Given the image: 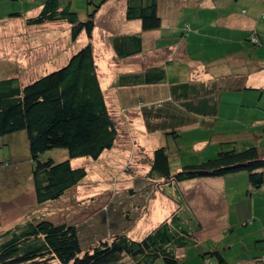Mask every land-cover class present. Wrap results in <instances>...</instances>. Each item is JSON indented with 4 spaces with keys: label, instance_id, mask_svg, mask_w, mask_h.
<instances>
[{
    "label": "trees",
    "instance_id": "obj_1",
    "mask_svg": "<svg viewBox=\"0 0 264 264\" xmlns=\"http://www.w3.org/2000/svg\"><path fill=\"white\" fill-rule=\"evenodd\" d=\"M108 1L84 0L86 18L81 19L82 10L73 7L75 0H45L44 4H35L34 9L40 6L42 9L36 15L24 18L25 25L38 27L68 22L72 26V42L83 33L90 40L96 15ZM21 12L2 17L16 18L27 14ZM127 18L140 20L145 32L160 29L162 18L158 0H128ZM129 40H114L119 56L143 52L142 38L134 36ZM187 62L185 65L191 71L193 65L191 61ZM97 68L94 47L89 43L65 65L37 78L21 79L18 74H4V78H0V152L3 150L0 153V180H3L4 168L12 166L15 159L19 164L26 156L25 168L31 175L38 205L61 199L85 180L86 168L73 166V160L90 158L97 161L104 152L117 145L118 125L107 104ZM167 68V64L165 67L153 66L137 74H126L120 81L126 85L158 84L165 80ZM173 88L175 102H180L181 106L170 101L145 105L143 118L147 130L165 132L177 143L182 137V127L196 125L192 130L196 138L200 142L208 140V145L202 149L194 148L193 144L186 149L177 147L183 155L186 151L189 162H180L175 169L176 151L168 146L154 150L148 179L160 181L158 191L172 197L170 200H173L172 190L180 197L172 215L146 236L130 237L126 230L115 233L111 239L106 230L100 234L97 229L84 230V225H62L52 219L39 222L26 219L0 233V264H180L177 251L196 244V234L204 228L190 204L183 200L180 184L246 173L249 186L255 189L264 186V146L261 144L264 124L261 127L250 124L248 130L240 132L235 131V124L224 136L216 137L210 133L207 138L204 130H216L218 115L223 113L225 105L233 103L223 99L228 86L223 87L222 80L205 83L191 78ZM59 150L65 152L63 159L55 156ZM188 151L196 158L198 153L200 160L191 163ZM48 153L52 157L47 156ZM248 191L243 192L248 193L249 198ZM131 194L137 195L134 191ZM131 228L134 230V225ZM253 233L251 231L249 235ZM241 251L249 253L242 248ZM252 252V259L243 261L264 264V246L261 251H255L256 254ZM207 257L210 263L214 260L215 264H231L218 250L203 255L205 261Z\"/></svg>",
    "mask_w": 264,
    "mask_h": 264
},
{
    "label": "rangeland",
    "instance_id": "obj_2",
    "mask_svg": "<svg viewBox=\"0 0 264 264\" xmlns=\"http://www.w3.org/2000/svg\"><path fill=\"white\" fill-rule=\"evenodd\" d=\"M174 1L167 0L166 2L168 6H171ZM20 2L21 0H10L9 5L17 10L31 11V0ZM73 7L76 10H82L81 17L86 18L84 0H75ZM111 10L109 7H102L97 13V30L92 41L97 51L98 75L103 83L106 80L104 79L105 73L112 74L113 70L123 65L113 52V48L107 46L105 51L108 52L106 61L109 66L105 67L103 63H99V56L103 55L100 53L108 40L107 31L115 29V10L112 12ZM5 13L6 10L3 11V15ZM1 23L0 78H4L2 76H4L5 66L10 65L11 69L18 70L15 67L18 64L22 67L18 73L21 79L37 78L48 70L65 65V61L71 54L86 45L87 40L89 43V38H82V36L79 41L72 42L71 27L66 22L46 23L38 27L19 25L7 20ZM226 47L228 49V45ZM154 53L156 52L152 54ZM160 55L163 54L159 52ZM144 62L138 60V65ZM146 66H150L149 62ZM207 70H213V67L212 69H200L197 66H191L194 78L199 75L206 76L209 73V71L206 72ZM105 87L109 93L114 94L116 89L114 84L110 82ZM107 101L119 129L117 145L112 150L104 152L97 161L90 158L73 160V166L86 168L87 176L79 186L70 189L61 199L44 205L37 204L32 178L28 169L25 168L26 156L22 157L19 164L15 159L12 166L3 169L1 175L3 180H0V201L2 202L0 204V233L14 228L16 224L23 223L26 219H33L35 222L52 219L55 223L62 225H84L83 229L87 231L97 229L100 234H104L106 230L109 232L107 236L109 239L115 233L126 232V230L130 237L134 235L135 238H140L156 229L171 214L175 208L174 204H177L180 197L172 190L173 200H170L172 197L158 191L160 181L155 182L148 179L151 158L154 150L162 145V137L146 131L139 110L132 108L123 110L115 97L107 96ZM257 103L253 102V104ZM239 108L240 110L236 111L231 106L230 108L224 106L223 113L218 115L217 129L204 130V136L208 138L210 133L216 137L224 136L227 129L235 127L238 121L237 116L255 112L243 105L236 109ZM251 119V122H254L258 117L252 115ZM149 136H155L154 141ZM196 137V133L192 130L183 131L177 143L171 137L166 136L167 143L165 142L164 146L170 147L177 153L173 161L174 169L181 163L189 162L185 156L186 151L183 155L177 147L186 149L187 146L198 142ZM263 143L264 140L261 141L262 145ZM59 151V153L56 151L53 153L56 152L55 156L63 159L65 152ZM189 151L187 155L191 157L190 162H198L200 160L198 153H195L198 156L196 158L194 153ZM47 156H51L50 153ZM228 181V187L224 182H212L209 179H199L179 185L183 200L190 204L192 212L200 218L204 225L202 231L196 234V244L177 251L180 264H215L214 260L210 263L208 257L206 261L203 259L204 254L213 250H218L231 264L254 263V261H243V259H252V256L248 255L250 252L243 254L240 245L253 243L260 248L264 244V242H259L264 241V186L256 189L250 186L248 192H250L252 203H248L250 199L248 193L243 192V184L234 178H229ZM232 184L233 190L230 191L229 187ZM219 190L230 191L227 193L228 200L225 194V200L223 197L219 198ZM131 191L137 195L131 194ZM226 202L230 210L226 214L230 212L234 218L230 226L228 218L224 219L227 215L218 210ZM132 225H134V230L131 228ZM229 229L233 230L231 234L228 233ZM251 231L254 233L250 236ZM233 244L235 246L230 248Z\"/></svg>",
    "mask_w": 264,
    "mask_h": 264
},
{
    "label": "crops",
    "instance_id": "obj_3",
    "mask_svg": "<svg viewBox=\"0 0 264 264\" xmlns=\"http://www.w3.org/2000/svg\"><path fill=\"white\" fill-rule=\"evenodd\" d=\"M127 1L128 0H109L102 6L103 8H111V12L115 10L116 24L114 30L107 31L106 37L108 40L107 43L104 44L103 51L100 53V55H103L99 56V63H103L105 67L109 66L108 61H106V54L108 52L105 51V47L107 46L108 48H113V52L123 64L119 66L118 69L113 70L112 74H106L104 72V79L106 78L104 83L100 80L106 99L107 96H111V98L115 97L116 102L123 110H127L128 108L139 110L140 115L143 117V107L145 105H152L160 101H164V103L165 101H170L171 104L178 107L181 106L180 102H175V88H173V86L177 83L188 81L191 78L205 83H209L211 80H222L223 87L227 85V90L229 89L226 91L227 95H225L223 99L228 101V103L229 101H233L232 104H227L225 106H228V108L231 106L234 110L239 111L240 108H236L243 105V107L251 108L255 111L244 113L243 116H237V122L240 124L236 122L238 127L235 131L240 132V130H248V125L244 123H252L254 126L258 125L257 127H261L264 124V0H175L171 5L173 8L170 5L168 6L167 0H158L159 16L162 18V25L160 29L150 32L142 30L140 20H129L127 18ZM41 2L44 4L45 0H31V11L26 12L27 14L23 15V17L10 18L5 16V18H3L0 16V23L1 21L7 20L25 26L24 18L27 19L40 12L42 6L35 9L34 7L36 3ZM9 3L10 0H0V15H3L4 10H6L5 15L8 13H22L21 10L13 8ZM96 30L97 27L95 25L93 32L94 36ZM134 36L142 38L143 52L127 57L119 56L114 47V40L125 39V41H127ZM252 36L257 37L258 44H255L250 39ZM82 38H86V36L82 34ZM87 44L88 40L86 42V45ZM226 45H228V49ZM109 51L112 53L111 49H109ZM153 52L156 53L152 54ZM159 52H161L164 57L163 55L159 56ZM94 53L98 67L96 49H94ZM73 54H71V56ZM71 56L68 57L65 64ZM162 57L163 59H161ZM138 60L145 62L144 64L138 65ZM186 60L189 62L191 61L193 66H197L200 69H212L213 67V70H208L209 73L204 77L199 75L194 78L192 71L187 69L185 65H188ZM8 62L10 61L8 60ZM148 62L150 66H146ZM166 64L168 67L166 78L161 83L126 85L122 84L120 81L121 77L126 74H137L153 66L165 67ZM15 67H17L18 70L11 69L10 65L5 66L3 74L6 76L17 75L22 67L19 66V64ZM59 67L62 66L59 65ZM137 67H140V69H137ZM112 78H114V80H112ZM110 82L116 87L115 92H113L114 94L106 90L105 86ZM254 101L258 103L253 104ZM252 115L258 117L254 122H251ZM143 121L146 131L149 132L144 118ZM194 127H196V125L184 126L181 128V131L186 132L187 130H193ZM210 130L214 129L212 128ZM149 133L157 137H162L163 143L160 147L164 146L165 142L167 143V133L161 131ZM149 138L154 141L155 136H149ZM213 141H211V143ZM196 142L193 143V147L196 149H202L208 145V140ZM229 178H234L238 182H241L243 184V191L250 189L249 179L246 173L231 176ZM229 178H214L209 180L212 182H224L228 187ZM229 188L230 191H232L233 184ZM229 192L219 190L218 196L219 198H224L226 195L227 199V193ZM249 199L250 201H248V203H252L251 195ZM227 205V202L224 203L218 210L227 215L226 213L230 211ZM174 206L175 208L165 220L178 208L177 204H174ZM228 215L224 217V219L227 220L226 218H228L227 221L230 226V222L234 218H232L233 215H231L230 212ZM228 233L231 234L229 231ZM247 245L249 249L246 248ZM234 246L235 244L231 245L230 248ZM240 246L243 251H251L248 255L252 256V251H261L264 244L261 245L260 248L251 243L242 244ZM256 253L257 252L254 254Z\"/></svg>",
    "mask_w": 264,
    "mask_h": 264
},
{
    "label": "clouds",
    "instance_id": "obj_4",
    "mask_svg": "<svg viewBox=\"0 0 264 264\" xmlns=\"http://www.w3.org/2000/svg\"><path fill=\"white\" fill-rule=\"evenodd\" d=\"M96 16H97V15H96ZM55 23H57V22H55ZM66 23H68V22H66ZM68 24H69V23H68ZM69 25L71 26V24H69ZM95 25H96V24H95ZM71 29H72V26H71ZM83 34L86 35L85 33H83ZM81 36H82V35H81ZM81 36H80V37H81ZM80 37L78 38L77 41H79ZM86 37H87V36H86ZM92 39H93V37H92ZM92 39L89 40V43H92ZM250 39H251L255 44H258V43H259L258 40H257V37H256V36H252ZM89 43H88V44H89ZM78 50H79V49H78ZM78 50H77V51H78ZM77 51H76V52H77ZM76 52H75V53H76ZM75 53H74V54H75ZM74 54H73V55H74Z\"/></svg>",
    "mask_w": 264,
    "mask_h": 264
}]
</instances>
